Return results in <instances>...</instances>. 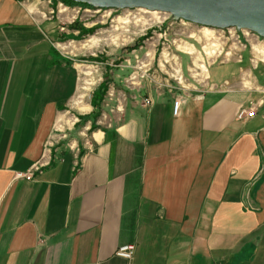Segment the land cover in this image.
Wrapping results in <instances>:
<instances>
[{
	"label": "crops",
	"instance_id": "crops-1",
	"mask_svg": "<svg viewBox=\"0 0 264 264\" xmlns=\"http://www.w3.org/2000/svg\"><path fill=\"white\" fill-rule=\"evenodd\" d=\"M49 7L0 0V264H264V62L245 50L195 85L176 44L182 90L157 51L129 86L127 50H103L105 81L79 99L58 46L88 23Z\"/></svg>",
	"mask_w": 264,
	"mask_h": 264
},
{
	"label": "rangeland",
	"instance_id": "rangeland-1",
	"mask_svg": "<svg viewBox=\"0 0 264 264\" xmlns=\"http://www.w3.org/2000/svg\"><path fill=\"white\" fill-rule=\"evenodd\" d=\"M67 5L87 7L86 5L76 4ZM163 17H166V15L147 13L139 9H112L101 11L90 18L81 16L80 18L86 20L84 23H88L87 28H83L79 36L68 35L61 40V53L64 56L78 60L81 65L80 86L84 89H79L78 94L88 96L93 87L105 81L104 76L100 74V68L103 69L102 64L94 63L101 56L98 52L109 49H126L128 53L126 59L133 64L125 79L129 81V77L136 73V61L144 57V52H151L152 55L153 51H157L155 59L159 63V52L162 48L170 50L174 45L179 44L181 49H185L186 44L178 42L177 39L180 37H177V34L181 31L193 30V28L183 27L182 25L178 27L175 24L170 26L167 24L168 21H162ZM65 22L67 23V21ZM190 43L193 44L192 51L195 50L188 57L190 62L194 63L197 59L199 60L200 44L193 40ZM138 47H141L144 52L140 53ZM102 58L103 60H99V63L106 62L107 57L102 56ZM144 62L149 64L145 67V69H149L147 72L148 77L144 78H151L153 70L150 65L152 61L147 58ZM163 76L167 79L166 81L170 82L171 86L174 84L178 86L176 76L172 78L164 73Z\"/></svg>",
	"mask_w": 264,
	"mask_h": 264
},
{
	"label": "built area",
	"instance_id": "built-area-1",
	"mask_svg": "<svg viewBox=\"0 0 264 264\" xmlns=\"http://www.w3.org/2000/svg\"><path fill=\"white\" fill-rule=\"evenodd\" d=\"M50 5L49 10L45 17L56 18L60 22L72 23L75 19L81 16L85 17H94V15L99 14L101 11L112 10V9H95L92 7H80V6H71L67 5L64 1L61 0H47ZM55 2V3H54ZM138 9V8H136ZM115 10V9H114ZM129 10V9H125ZM134 10V9H132ZM142 10V9H139ZM158 12V11H157ZM164 14L166 17L162 18V21H168V25H182L183 27H191L193 30L190 31H181L177 34L179 43L186 44L185 49H181L188 56L192 55L193 44L190 43L191 40L200 44V52H198L199 60L196 62H190V69L188 70V79L193 82L195 85H202L208 79V67L217 62L224 61L229 59H235L237 61L241 60V54L243 51L248 50L251 55L252 62H264V38L259 37L255 33L245 30V29H236V28H208L195 25L191 22L179 19L177 21H171L170 15L167 13ZM65 20V21H64ZM161 23V22H159ZM189 29V28H186ZM58 46L59 50L62 49L61 42ZM160 61L158 64L159 68L164 74H167L170 77L176 76L177 85L183 90L188 86V79H184V76L180 70V64L178 59L171 54L170 50L162 48L159 52ZM151 52H146L142 59L136 61L135 75L129 77V81H126L129 86L136 85L138 81L144 77H148V69L145 67L148 66V63L144 61L147 58H152ZM187 80V81H186ZM180 99H176L173 102L172 111L175 115L178 110ZM255 115V108H240L237 113V119L242 120L245 118H251ZM32 172L27 174H19L21 177H31ZM134 251V246H124L117 250V255L130 259L132 258Z\"/></svg>",
	"mask_w": 264,
	"mask_h": 264
},
{
	"label": "water",
	"instance_id": "water-1",
	"mask_svg": "<svg viewBox=\"0 0 264 264\" xmlns=\"http://www.w3.org/2000/svg\"><path fill=\"white\" fill-rule=\"evenodd\" d=\"M95 9H145L208 28L249 30L264 38V0H68Z\"/></svg>",
	"mask_w": 264,
	"mask_h": 264
},
{
	"label": "bare ground",
	"instance_id": "bare-ground-1",
	"mask_svg": "<svg viewBox=\"0 0 264 264\" xmlns=\"http://www.w3.org/2000/svg\"><path fill=\"white\" fill-rule=\"evenodd\" d=\"M144 12H147V13H154V14H156V13H158L157 11H149V10H145V9H142ZM80 84L81 83H79V89H82L83 87H81L80 86ZM84 89V88H83ZM79 95V94H78ZM82 97V94L81 95H79V99Z\"/></svg>",
	"mask_w": 264,
	"mask_h": 264
},
{
	"label": "trees",
	"instance_id": "trees-1",
	"mask_svg": "<svg viewBox=\"0 0 264 264\" xmlns=\"http://www.w3.org/2000/svg\"><path fill=\"white\" fill-rule=\"evenodd\" d=\"M62 1H64V2L67 3V4L75 5V3L71 2V1H68V0H62ZM105 87H106L105 85L102 86V91H101V93L104 91Z\"/></svg>",
	"mask_w": 264,
	"mask_h": 264
}]
</instances>
